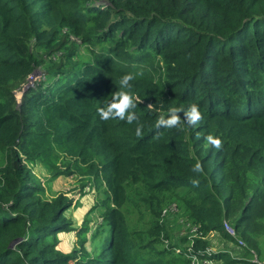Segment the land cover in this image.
Instances as JSON below:
<instances>
[{"label": "trees", "instance_id": "1", "mask_svg": "<svg viewBox=\"0 0 264 264\" xmlns=\"http://www.w3.org/2000/svg\"><path fill=\"white\" fill-rule=\"evenodd\" d=\"M121 90L137 118L102 119ZM170 107L180 123L158 127ZM0 157V264H264V0H0ZM38 161L103 187L96 255L56 250L71 200H44ZM129 205L147 229L130 228ZM172 206L190 228L158 249ZM225 222L258 262L213 250L238 246Z\"/></svg>", "mask_w": 264, "mask_h": 264}, {"label": "rangeland", "instance_id": "2", "mask_svg": "<svg viewBox=\"0 0 264 264\" xmlns=\"http://www.w3.org/2000/svg\"><path fill=\"white\" fill-rule=\"evenodd\" d=\"M37 73L38 75H36V79L41 76V72L37 71ZM25 91L27 90H25L24 86L22 90L15 92L18 103H21ZM1 165H3V161L0 157V167ZM29 167L42 182V186L46 191L44 200L49 201L55 199L60 194H63L65 198L71 200V207L66 213V218L73 225L70 226L72 227V230L59 233L58 238L60 242L57 244L56 250L62 254L70 255L75 250H82V248L86 246L88 247L90 254L96 255L97 253L95 252L97 250V244L93 240V235L98 224L95 223V220H101L102 217H100V211L98 209L94 211L92 210L96 208V205H98V202L101 199H104L105 195L103 194V187L101 185L97 186L93 181L92 183H89V178L83 179L80 176H77V174H65L53 179L51 178L53 175L51 174L47 164L40 161L34 163L33 165L29 164ZM178 208V206H172L170 208L171 216L167 214L165 217L168 219H163L162 221V223L168 224L169 228L172 229V238L171 240H164V242L158 246L156 245L158 249H170L171 245L176 246V244H181V238L188 234L185 230H188L190 227H187L185 222L181 221L182 217L180 213H176ZM127 209L130 228L139 230H145L148 228L147 225H145V222L149 220L148 214H140L137 207L133 205H129ZM85 226H87V230L85 232L81 231L80 233L79 230ZM258 240L260 245L264 247V236L261 235L258 237ZM79 242H83V247L82 245L80 246L81 243L79 244ZM244 243L246 244L245 241ZM213 246L215 247L213 250L216 251V248H219L229 253L232 259L237 260L246 257L249 260H252L253 263L258 262V258L255 256L253 251L250 255L245 253L246 246H237L235 243H229L228 241H220L215 243ZM176 253H179V250ZM68 264H74V262H70ZM212 264H214V262Z\"/></svg>", "mask_w": 264, "mask_h": 264}, {"label": "clouds", "instance_id": "3", "mask_svg": "<svg viewBox=\"0 0 264 264\" xmlns=\"http://www.w3.org/2000/svg\"><path fill=\"white\" fill-rule=\"evenodd\" d=\"M132 79L133 76L131 73L125 74L121 78L120 84L123 88H130L131 85L129 84V81ZM136 100L137 98L132 92L121 90L118 94L114 96L113 100L106 107L99 109L100 116L102 119L105 120L116 117H119L121 120H124L126 118L127 122L131 123L137 118L136 113L132 111V109L136 107ZM167 111L169 113L167 118H165L163 115L158 118V127L163 126L166 128H171L180 123L182 119L178 115V113H181L180 109L176 107H170ZM201 117L202 113L199 110V106L195 103H193L187 111L183 112V120L188 125L195 124L201 119ZM140 130V126L138 125L136 128L137 135L140 134ZM206 139L214 147L218 148L221 145V140L218 137L208 135ZM194 170L197 172L202 170V166L199 161H197V163L195 164Z\"/></svg>", "mask_w": 264, "mask_h": 264}, {"label": "built area", "instance_id": "4", "mask_svg": "<svg viewBox=\"0 0 264 264\" xmlns=\"http://www.w3.org/2000/svg\"><path fill=\"white\" fill-rule=\"evenodd\" d=\"M35 81H36V77L30 76V78L28 79V83L26 84L27 86H29V89L31 87H34ZM166 212H167V210L164 213H166ZM224 227H225L224 228L225 231L230 235V237L233 238V240L236 241L238 246H245L244 241L240 238V236L237 234L236 230L233 229V227L228 222H225ZM207 253H208L207 257H211V255L215 254V252L213 250H209ZM210 263L212 264L213 262H211L209 260L201 261L200 259H198L197 256L196 257L193 256L191 264H210Z\"/></svg>", "mask_w": 264, "mask_h": 264}, {"label": "water", "instance_id": "5", "mask_svg": "<svg viewBox=\"0 0 264 264\" xmlns=\"http://www.w3.org/2000/svg\"><path fill=\"white\" fill-rule=\"evenodd\" d=\"M38 75L37 71L32 74L33 77H36ZM25 90H29V86H25Z\"/></svg>", "mask_w": 264, "mask_h": 264}, {"label": "bare ground", "instance_id": "6", "mask_svg": "<svg viewBox=\"0 0 264 264\" xmlns=\"http://www.w3.org/2000/svg\"><path fill=\"white\" fill-rule=\"evenodd\" d=\"M143 47V46H142ZM144 48V47H143ZM111 230V229H110ZM110 234V233H109ZM114 237V236H113Z\"/></svg>", "mask_w": 264, "mask_h": 264}]
</instances>
